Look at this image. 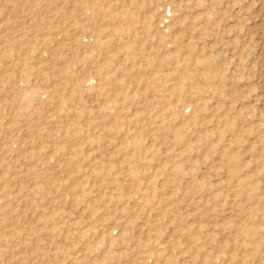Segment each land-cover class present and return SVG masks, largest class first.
Instances as JSON below:
<instances>
[{"label": "rangeland", "instance_id": "rangeland-1", "mask_svg": "<svg viewBox=\"0 0 264 264\" xmlns=\"http://www.w3.org/2000/svg\"><path fill=\"white\" fill-rule=\"evenodd\" d=\"M0 264H264V0H0Z\"/></svg>", "mask_w": 264, "mask_h": 264}, {"label": "bare ground", "instance_id": "bare-ground-1", "mask_svg": "<svg viewBox=\"0 0 264 264\" xmlns=\"http://www.w3.org/2000/svg\"><path fill=\"white\" fill-rule=\"evenodd\" d=\"M84 15H85V13H84ZM84 17V16H83ZM103 18V17H102ZM118 28V27H117ZM37 37V36H36ZM53 48V47H52ZM114 54V53H113ZM79 63V62H78Z\"/></svg>", "mask_w": 264, "mask_h": 264}]
</instances>
